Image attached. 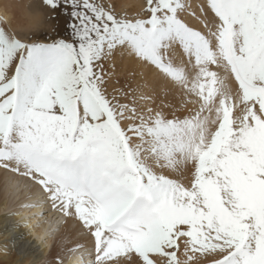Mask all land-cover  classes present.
Returning <instances> with one entry per match:
<instances>
[{"label":"snow or ice","instance_id":"1","mask_svg":"<svg viewBox=\"0 0 264 264\" xmlns=\"http://www.w3.org/2000/svg\"><path fill=\"white\" fill-rule=\"evenodd\" d=\"M127 2L0 0V207L73 221L50 264H264V0Z\"/></svg>","mask_w":264,"mask_h":264},{"label":"clouds","instance_id":"2","mask_svg":"<svg viewBox=\"0 0 264 264\" xmlns=\"http://www.w3.org/2000/svg\"><path fill=\"white\" fill-rule=\"evenodd\" d=\"M135 3L139 4L140 0H135ZM125 6H130L127 0ZM12 11V9L0 7V17L5 20L11 19ZM19 20L21 22L18 23L15 31L21 35H32L50 28V24L46 21V14L42 11L39 4L19 10ZM18 199L7 200L5 205L0 207V212L16 213L14 223L23 225V231L28 234L31 242L43 253L45 257L43 264H50L48 261L49 255L57 246L58 241L65 235L73 221L50 208L36 209L32 212H21L18 210ZM41 212H46L41 219L31 218ZM63 264H81L79 255L67 256Z\"/></svg>","mask_w":264,"mask_h":264},{"label":"bare ground","instance_id":"3","mask_svg":"<svg viewBox=\"0 0 264 264\" xmlns=\"http://www.w3.org/2000/svg\"><path fill=\"white\" fill-rule=\"evenodd\" d=\"M3 216H4V213L0 212V231L6 232L7 226L4 223Z\"/></svg>","mask_w":264,"mask_h":264},{"label":"rangeland","instance_id":"4","mask_svg":"<svg viewBox=\"0 0 264 264\" xmlns=\"http://www.w3.org/2000/svg\"><path fill=\"white\" fill-rule=\"evenodd\" d=\"M17 22H18V23H20V22H21V21L19 20V14H18Z\"/></svg>","mask_w":264,"mask_h":264}]
</instances>
